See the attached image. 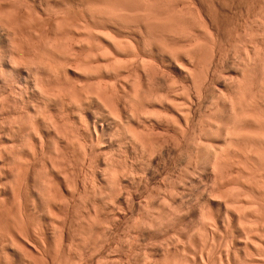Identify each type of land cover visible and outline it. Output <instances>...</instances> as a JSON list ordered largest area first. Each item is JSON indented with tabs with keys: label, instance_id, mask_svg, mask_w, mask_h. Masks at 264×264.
I'll return each mask as SVG.
<instances>
[{
	"label": "bare ground",
	"instance_id": "obj_1",
	"mask_svg": "<svg viewBox=\"0 0 264 264\" xmlns=\"http://www.w3.org/2000/svg\"><path fill=\"white\" fill-rule=\"evenodd\" d=\"M96 1L97 0H95V2ZM146 1L149 4L152 3H150L151 0ZM110 2L112 1L110 0ZM178 3L180 2L178 1ZM86 5L82 6H84V8L85 6L88 8L90 3H87ZM183 5H186V3ZM188 5L183 6L182 8L174 6L178 9H175L172 6L177 11L175 12L171 9V12H173V14L175 13L176 16H178L177 18H179V23L185 21L182 19H188V16L186 15L188 13V9H190V12H192V7H190V5L188 7ZM90 6H92V4ZM106 7L107 6H105V8ZM74 8H76V6ZM85 9H83V14L85 15V17L83 14H81L83 15L82 19H84V21L82 20L81 22L85 23H83L84 25H81V22L79 20L80 24L77 27L81 25V28H77L72 24V22L74 23V19L72 17H69V14L70 16H72V0H0V241L4 238H7V242H5L4 239V241L0 243L2 247L4 245L2 243H6L7 246H10V248H15L17 253L21 255L23 254L22 258H24V256L25 258H27L25 260L28 264H208V262L210 263V259L205 258L206 254L204 253V250L209 249L208 252L210 251L211 253H214V250L217 248V242L224 238L221 234H223V232L225 234L226 232L227 234L223 235L225 237L227 235V245L225 244L226 247H224L223 249L225 250L226 248L227 251V264H264V32L262 34L263 40L261 39L262 37L258 38L262 41H260L262 45L257 44V46L255 45L256 47H253L251 46V40V47L248 45L250 41L247 44L248 46L246 45L245 48L243 47V55H240L241 61L239 59V64L236 63L238 67L234 66L233 68L231 66L234 71L235 68H237L235 72L236 74L233 73L234 75H229V77H226V74L223 78V74H221L222 79L217 80L219 81V84L223 86V88H221L225 89V91L220 89V87L219 89H217V86L219 84H216V87L213 85L216 88L215 89L213 87L216 91L211 88V90H214L215 92L212 91L210 95L216 94L218 96H213V98L215 96L216 97L214 98V101L210 102V106L211 108H214L215 106L218 108H214L216 109V111H221L220 114L218 112L221 117L220 123L218 121H215L216 119L214 118V115H216V113L214 112L216 111H211L213 113L210 112V117H213L214 120L213 118L212 120H207L208 123L206 124L205 120V125L203 126V129L200 128L201 131L198 133V137L197 134H195L196 137L194 136L195 138H192L193 135L190 134V136V132L188 133L189 128L187 124L189 122V120L187 119L191 116L187 117L188 115L186 116L183 112H180L184 110H179L178 107L175 108V106H172V101L173 103H177L176 99L175 101L172 99L173 96L171 97L169 93L166 94V91H164L165 94H162V92L160 93V91H157V89H155L156 87H154V85L149 84V81H151L156 72L153 73V76L151 75L152 77L150 80H147L149 78L147 77L149 76L147 74V76L145 75L147 78H144V74H142L143 77L139 75V73L141 74V72L139 71V64L142 65L143 61L139 62V60L141 59H138L139 56H136L137 53H135L134 51L133 52L136 55L133 53V56L135 55L137 58H134L135 56L133 57L131 54L130 55L132 56V60L135 59L139 62L138 64L135 63V65L137 64L135 68H138L136 70H138L139 73H135L137 71L134 70L135 68H132V66H135L131 65L132 62L130 63L126 60L127 62H129L127 63L124 59V63L126 62V65L130 64L131 68L128 67L130 65L126 66L124 63H122L123 59L120 60L119 57H121L120 53H123L121 51L123 50V45L126 41L122 42L119 38L117 39V37H113L115 36L114 34L108 33L112 37L109 36L107 34L108 29L106 30L107 35H105L103 31L104 28H99L97 30L99 26H97L96 28V25L94 26L95 23L93 24L95 28H93L92 25L90 26L89 20L86 19V16H92V12L90 10H87L91 12L89 13L85 11ZM189 13L188 15L191 14ZM32 14H36L37 18ZM131 15L132 14H130V16ZM171 15L169 13V16ZM44 16L45 19L42 18ZM176 16L172 17L173 22H176ZM92 18L94 20L96 17L94 18V16H92ZM32 19H37V24L35 23L36 25L33 24L34 20ZM43 19L44 22H42ZM107 20L109 19L107 18ZM76 21L78 22V20ZM185 22L181 24L183 26L184 24L187 25L188 22ZM38 23H41L42 25ZM260 25L262 26L260 27L262 29L264 27V20L260 21ZM75 27L76 29H74ZM72 30L78 34V37L76 33H72ZM193 34L190 36V41H194L196 39L197 42L201 43L200 38H194ZM180 35H182V33ZM198 35H195V37ZM203 36L205 37V35ZM101 38L106 42L108 41L110 46L104 45ZM117 40L122 43L118 42ZM196 40L195 43L188 42L189 44H192L191 47L193 46L192 48L195 49V51H192L190 47L188 48L191 49V51L187 49V51L189 50L191 53L193 52V55H191V53L187 55L189 58L185 57V61L187 62L188 66H186L184 62L179 63L180 56L178 57L179 59L177 58V62L179 64H185L186 67L183 66V64L180 66H183L184 71H187L186 73L190 74V76L188 75V78H193L195 75L193 74L192 76L194 70L190 66H193L192 64L195 61L196 54L199 55L198 52L200 49L197 52L196 48L199 47V45H202V43L197 44ZM237 43L238 41L235 43V45H237ZM212 44H214V41ZM221 44L222 43H220V45ZM253 44H255L254 41ZM205 47L207 48V46ZM111 48L113 51L111 50ZM124 49H126V47ZM207 49L210 48L208 47ZM126 50L128 51V49ZM150 50L152 49L150 48ZM114 51L117 52L116 55H114ZM200 51L204 52L205 50L202 49ZM202 54L204 55V53ZM209 54L210 59L214 60V58H212L211 56V52ZM131 56L128 55L126 57ZM176 57L177 55L175 56V58ZM213 57H215L216 59V56H214V54ZM203 58H206L207 60V57H205V55ZM144 59H146V57ZM182 59L181 61H184ZM192 59H194V61H192ZM210 59L208 58V63H210ZM128 60L131 59L128 58ZM135 60H133L132 64H134ZM221 60H223V58ZM224 60L225 61L223 62H226V59ZM146 61L147 63L148 61L150 62V60ZM195 62H197V60ZM198 63L199 64L197 65L202 64L201 66H203V63ZM122 64L125 65L124 68H127L126 70L123 68ZM156 65L158 64L156 63ZM221 66L223 67V64ZM205 67L207 66L205 65ZM210 67L209 69H207L208 71L206 70L207 76L201 78L209 81L212 76L214 77L213 74H216L218 69L216 68V72L213 71L214 73L210 75ZM157 68L158 70L160 69L159 67ZM123 69L125 71H129V74L132 72L138 76L134 75L132 78V73L131 75L127 74V78L131 76L130 78H132L133 81L132 79H129L128 81L127 78V80L125 79L124 81L125 76L122 74L124 76L123 77L120 74L122 73V71L123 73L125 72ZM200 69L202 70V68ZM153 70L156 69L154 68ZM145 71L147 70L145 69L144 73ZM72 72L74 74L79 73V78L81 77L82 80L78 78L80 82L77 79L78 82L76 81V83L74 82V80L73 82L75 84H72L73 78L71 81L69 79ZM110 74H114L117 78L119 77V79H121L119 80V82L122 80L124 81L123 84L120 82L121 89L115 86V83L118 85V79H115L117 80L115 82H111L105 78L107 76L110 77ZM197 74L199 75V73L196 72L195 76H197ZM202 74L203 76L205 75V73ZM76 76L78 77V75ZM200 76L201 75L198 76L199 79H201ZM143 78L146 79L149 83H147L146 80V82L143 81ZM109 79L111 80V77ZM213 79L215 80V78ZM213 79L211 78L210 81H213ZM195 80L198 81H194L197 83H200L201 81H199L198 79ZM217 81L211 82V84L218 83ZM203 82L201 81V84L198 85H200V87L201 85L205 86L204 84H202ZM146 84H148L149 86ZM152 84L154 83L152 82ZM151 86H153L154 88H152ZM203 86L199 89H196L202 90ZM153 90H156V92ZM167 92H169V90ZM175 92L178 93V91ZM175 92L174 94H176ZM189 93L186 94V96L188 95V97H186L187 99H189V95L191 94ZM113 95L115 96L114 98L117 99H114ZM182 95L184 94L182 93ZM196 97L198 98V96ZM215 99H218V101ZM199 100L203 101L204 99L201 98ZM183 103L184 105L186 104L185 101H183ZM189 103L188 105H190ZM211 103L216 104H213V106ZM188 105L184 107H190ZM150 106L152 107L150 108ZM158 107L162 108V111L158 109ZM96 108L98 109V111ZM100 108H102V110H105V112L100 111ZM95 109L96 111H94L93 113V110ZM174 109H177L176 111L179 112V118H177L178 114L176 113V115L173 116ZM183 109L186 110V108ZM209 109H207V112L209 111ZM200 111H202V109ZM96 112L99 113L98 116V113L95 115ZM100 112L102 113L100 114ZM84 115L87 116L85 118H87L89 124L92 125H88L87 119H85L86 121L84 120ZM219 115H216V117ZM72 116H74V118L75 116L80 117V124L82 123L81 126L85 127L84 130H82L83 128L81 126L79 128H75L78 120L76 121L74 126V119H72ZM204 117H206V115ZM83 121H85V123L87 122V124L84 125ZM154 121L155 123L160 124V126H166L168 128H170L171 126L177 127L174 129V133L176 134V143H178L179 149L181 148L180 146L183 147L186 142L193 145L192 147H195V149H193L196 150V168H194L195 164L191 166L193 164V161L191 160L192 162L188 163L189 165L190 163H192L190 166L193 169H191V167L187 165L190 168L188 170L185 169L186 171L184 170L186 173L184 176V172L181 171L182 175H179V177L181 179V177L183 176L182 179L188 180L192 183V181L195 179L194 176L196 171L202 172L201 170L199 171V169L209 171L210 174H208L210 175V178L209 176H207L206 178L211 180L212 185L210 184L211 187H208V190L209 188H211L210 191L206 190L205 188V190L209 193L207 195V197H209V200H207L208 202L203 201V203L207 202L206 204H203L201 202L200 205L199 203L203 198L201 196H197L201 197L202 199L200 198V201L197 200L196 202L199 203H197L196 205H192L191 203H189V201L188 203H185L184 196L185 194H187V188H181L179 186L177 187V185L171 186L174 188L172 189L170 187L171 190L167 189L165 193L162 189L160 191H163V193L158 191L162 194L161 201L159 200L160 197L158 199V205L157 202H154L155 200H153L155 197L154 194L150 193L147 195L149 196V198L147 197L146 201L143 199V197L141 198L146 202V207L142 204V206L140 205L143 208V213L139 211V214H142L140 216L137 214V218H142V220H140L141 222L135 221V219L137 220V218L136 216H133V218L131 219L135 221L133 222L135 223V225L132 223L134 225L132 226L129 223L130 226L128 230L124 227L126 231L124 229L123 230L125 231L126 235L125 237L121 238V235L119 234V230L121 229L120 227H122L120 226V220H122L121 218L128 217V212L125 211V208L130 207L131 210V207L135 203V195L137 197V195L141 193L138 186V190L136 192L132 191L128 186L130 182L131 184L132 182H134L132 179H135V183L138 182L136 180V178L138 177L135 178V176H138L139 170H135L134 168L135 164L139 161L138 160L137 162H135L137 160L136 156L138 158L137 148L140 147L141 150H139L146 152L150 157L153 153H155L156 155V153L160 149L159 147L157 151L156 148L158 147H156L157 145H154L156 143H151V138H153L154 135L155 137L157 135L161 137L160 133H158V128H155L157 124L155 125ZM202 121L203 120H201L200 122ZM197 123H199V121ZM77 129L79 130L77 131ZM80 130L83 132H81ZM124 133L127 136H125ZM194 133L197 132L195 131ZM106 134H108L109 136L107 140L105 137ZM122 137H128V141L125 140V138L122 139ZM190 139L191 141L189 142ZM124 140L126 142H123ZM155 140L154 142H159ZM121 142H123L124 145H121ZM127 142H129L130 147H128L129 151L127 149L126 152V149L124 150L123 146H126L125 143L127 144ZM167 142L170 141L166 140L164 144H167ZM187 143L186 145L188 146ZM164 144L163 146H165ZM115 146H119L122 148L120 149L118 147L117 149ZM127 146L129 145L127 144ZM189 147L191 150V146H188V148ZM107 148H109V150L111 149L110 151L112 152H107ZM119 149L122 152H125L126 155L123 156H127V153H129V156H127L128 159L122 157V154L124 153H118L120 152ZM161 149H163L162 145ZM187 149V152L190 151L189 149ZM183 150H185V148ZM80 151L81 153H83V156H85V158L83 156L82 158L88 161H85V163L84 159H82L83 161L81 160V164H83L81 166L76 164V167L75 165L73 167L72 165L74 163H77L78 161L80 162V157L82 155ZM75 152L77 153L75 154ZM78 152L80 155L78 154ZM176 152L177 151H175V153ZM181 153H183L182 150ZM77 154V158L79 160L77 159L75 161V157ZM143 154L145 156V153ZM118 156H120L121 159L120 157L118 158ZM182 156H184V153L182 154ZM189 156L194 155L192 153V155L190 154ZM72 157H74L73 161ZM122 158H124L123 160L125 161H123ZM150 159L151 158H149V160ZM191 159L193 158L191 157ZM117 160H121L122 163L120 161L119 162L120 165H122L121 168H123L124 164V169H121L120 166H118L119 163ZM79 162L78 164H80ZM128 162H130V164H128ZM125 163L127 164V166L129 165L126 168ZM93 164L94 166L96 165V171H94ZM136 166L138 165L136 164ZM7 169L11 170L8 172ZM92 175L95 182H92V185H88L89 181L90 183L91 181H93L91 177L90 178L92 180H88L89 176ZM72 176L74 179L72 178ZM191 178L192 181H190ZM178 180L179 179L175 181L178 182L180 186H185L184 184L188 182L186 181L182 185V182L180 183V181ZM65 186L66 191L70 193V195H68L70 196L69 198L66 195V197L64 196L65 193H63V189ZM155 189L159 190L160 188L158 189L156 187ZM155 189L153 190L155 191ZM201 190L199 191V193L202 192L204 194H207V192H204L205 190L203 191V188ZM145 191L147 193V190ZM143 193L144 192L142 191L141 196H143ZM206 194L204 196H206ZM29 198L33 200H29ZM37 198L39 199V203L42 204L41 205L38 203V205L43 206L41 213L39 214L37 212L39 210L36 206V201L38 200ZM212 202H217L219 208H221L219 209L220 211L224 210L223 215H220V212H216L217 214H214L212 212ZM83 203L84 205L86 204V209L84 210L85 215H82L83 218H81L83 219L84 225L80 223L82 227L81 230L78 231L80 225L78 224L79 222L77 223V221L74 219V214H77L74 212V209L78 205L81 206L80 204ZM82 208L83 207L81 206V210H79V213L81 211L84 212ZM76 209L78 210V208ZM72 211L74 212L73 216ZM190 213H193V216L198 217L201 222L199 221L197 225L195 224L196 226H194L193 224L194 228L191 231L193 233L190 232L187 235V232H189L188 226H186L188 229L187 232H185V230L187 229L184 228L183 230V226H185L187 218H189L188 215H191ZM60 215H62L63 217L61 216L60 218ZM59 218L60 221H58ZM126 220L129 221L130 219ZM32 221H35L37 223L34 224ZM137 222H139V224H136ZM32 223L35 225V227H32ZM76 223L79 226H77V228H75L76 226L74 227V224ZM122 223L123 222H121V225ZM52 225L57 226V229L59 231L57 230L58 233L56 232V234H58V236L53 234L55 233V231H53L55 226L52 227ZM183 231L186 234H183ZM195 233H198L199 236L195 235ZM50 235L52 236V238L53 236H57V240L55 239V243H53L55 244V246H52L51 244ZM196 236L199 239H194V237ZM184 238H187L189 240L188 245L190 246L192 243L193 245H191L190 247L195 246V249L197 246L194 243L199 242L197 240L203 238L200 240L201 242L204 241V244H201L202 249L201 255L199 256V261H197L196 258L192 257L190 259V257L187 256L189 255L188 252H191L190 249L193 248L189 247V249L187 247L188 245L185 244L187 240H185ZM141 239H143L142 241H148L149 239H151V245L154 244V246H150V248L152 247V249H146L148 248V246L145 248L141 245L140 249L145 248V252H147L146 255L144 253V259L141 258L140 255L143 252L137 254L138 250L136 248V244L140 243ZM153 239L154 242L156 241V243L152 242ZM193 239L196 242L193 243ZM27 246L31 248L29 250H31L33 253L37 252L38 254L36 253L37 255H34L35 253L33 254L31 251H29ZM54 247L55 250L53 249ZM10 248H3V250H7L4 251V256L6 254L10 255L11 252L9 254L6 253L12 249ZM134 248H136V250ZM51 249L53 250V252L55 251L53 255ZM209 254L207 255V257H210ZM138 255L140 257H138ZM12 256L14 255L12 254ZM38 256L41 258H38ZM6 258L9 257L7 256ZM7 261L4 262L0 260V264H11V262L9 263ZM15 261L13 260V262Z\"/></svg>",
	"mask_w": 264,
	"mask_h": 264
},
{
	"label": "rangeland",
	"instance_id": "obj_2",
	"mask_svg": "<svg viewBox=\"0 0 264 264\" xmlns=\"http://www.w3.org/2000/svg\"><path fill=\"white\" fill-rule=\"evenodd\" d=\"M88 1H90V0H88ZM87 0L86 1H84V0H72V16H70V14H69V17H72L73 19V21H74V23H76L77 21L76 20H78V22L76 23V24H74L73 22H72V24L74 25V26H78L79 24H80V22L83 20L84 21V19H82V16L84 15L83 13H84V10L83 9H85V11H87V10H90L91 12H92V16H94V20H93V18H92V16H90V15H87L86 17V19H88L89 20V23H90V26L92 25V27L93 28H95L94 26L96 25V28H97V26H99L98 28H97V30L100 28V29H102V28H104L103 29V31H104V33H105V35H107L108 33H110V34H114L115 36H113V37H117V39L119 38L120 39V41H122V42H124V41H126L125 42V44L123 45V50L121 51V52H123L122 54L120 53V56L122 57H119L120 58V60L121 59H123L122 61V63H124V59H125V61L127 60V61H129L130 63L132 62L133 63V60H135V59H133L132 60V56H133V53L135 52V53H137V55L136 56H139V58L138 59H141V60H139V62H141V61H143L144 62V64H143V62H142V65L141 64H139L140 66H139V71L141 72V74L139 73V71L138 70H136V69H138V68H135L136 66H137V64L139 63L137 60H135V62H134V64H132L131 63V65H135V63H137L135 66H132V68L134 69V70H136L137 72H135V73H139V75H141L142 77H143V75L142 74H144V78H147V77H149L147 80H150L151 79V77L153 76V73L154 72H156L155 73V75H154V77L151 79V81H147L146 79H144L143 81H147V83H149L150 85H154V87H156L155 89H157V91H160V93L162 92V94L164 93V91H166L165 93L167 94V93H169L170 95H171V97H172V99L175 101V99H176V102L178 103H173V101H172V106H175V108L176 107H178L179 108V110H184V111H180L181 113L183 112L184 113V115H188L187 117H190V118H188L187 120H189V122L187 123L188 124V133H189V135L191 134V135H193L192 136V138H195L196 136H195V134H197V137H198V133L201 131V129L200 128H202L203 129V126L206 124V123H208V121L209 120H212V118L210 117V112L211 111H213L214 112V110L216 111V109H218L217 107H215L214 105L217 103L216 101V103L213 105L212 103V105L214 106V108H216V109H214L213 107V109L211 108V106H210V102H212V101H214V98L216 97V96H218V95H216V94H214V95H216L214 98H213V96L214 95H210V93H212V91H214L216 88V84H219V81H217L218 79L220 80V79H222L223 77H225V75H226V77H229V75L231 76V75H234V74H236L235 72H236V70H237V68H235V71L232 69V67L234 68V66L236 67H238V65L237 64H239V59H240V61H241V54L243 55V50H244V48L246 47V45L249 43V41H250V43L248 44L249 46H250V44H251V40H252V45L251 46H257V44H259V45H262V41L260 40V39H258V38H260V37H262L261 39L263 40V32H264V27L261 29L260 27H262L261 25H260V21H263L264 20V0H178L180 3H178V1H176V0H151L150 1V3L151 4H153V5H151V4H149V3H147V1L146 0H120L121 1V3H120V1H117V0H111L112 2H110V0L108 1V0H97L96 2H95V0L93 1V0H91L90 2H88ZM99 1V2H98ZM101 1V2H100ZM145 3H144V2ZM153 1H154V3H153ZM157 3H156V2ZM170 1H172V2H170ZM182 1H184V2H182ZM190 1V2H189ZM247 1H248V3H247ZM79 2V3H78ZM82 2V3H81ZM85 2H87L88 4L90 3V5L92 4V6H88V8H90V9H88L86 6V4L87 3H85ZM95 2V3H94ZM98 2V3H97ZM118 2V3H117ZM133 2V3H132ZM141 2V3H140ZM166 2V3H165ZM192 2V3H191ZM239 2V3H238ZM100 3V4H99ZM115 3V4H114ZM136 3V4H135ZM142 3H144V4H142ZM147 3V4H146ZM174 3V4H173ZM182 3V4H181ZM186 3V5H190V7H192L191 8V11L192 12H190V9H188V13L192 16H190V15H188V13L186 14L187 16H188V21L186 20V15H185V19H182V20H185L186 22H188V24L187 25H185L184 24V26L181 24V23H184L185 21H183V22H181V23H179V18H177L178 16H176V14L174 13L173 14V12H171L172 10H174L175 12L177 11V10H175V9H178L179 7H183V6H186V5H183V4H185ZM230 3V4H229ZM80 4V5H79ZM113 4V5H112ZM172 4V5H171ZM243 6H242V5ZM82 5H86L85 6V8H84V6H82ZM138 5V6H137ZM148 5V6H147ZM152 7H150V6ZM169 5H170V7H169ZM183 5V6H182ZM189 5H188V7H189ZM196 5V6H195ZM230 5V6H229ZM259 5V6H258ZM263 5V6H262ZM76 6V8H74ZM80 6V7H79ZM99 6V7H98ZM105 6H109L108 8L106 7L105 8ZM115 6V7H114ZM117 6V7H116ZM119 6V7H118ZM174 6H178V8L177 7H173ZM83 9H82V8ZM113 7V8H112ZM144 7V8H143ZM148 7V8H147ZM162 7V8H161ZM165 7V8H164ZM169 7V8H168ZM232 7V8H231ZM246 7V8H245ZM96 8V9H95ZM98 8V9H97ZM146 8V9H145ZM150 8V9H149ZM155 8V9H154ZM237 8V9H236ZM81 9V10H80ZM100 9V10H99ZM102 9V10H101ZM113 9V10H112ZM132 9V10H131ZM172 9V10H171ZM198 9V10H197ZM208 9V10H207ZM229 9V10H228ZM246 9V10H245ZM259 9V10H258ZM263 9V10H262ZM79 10V11H78ZM95 10V11H94ZM112 10V11H111ZM126 10V11H125ZM142 12H141V11ZM150 10H151V12H150ZM167 10V11H166ZM200 10V11H199ZM76 11V12H75ZM90 11H87V12H89V13H91ZM98 11V12H97ZM106 13V15H105V13ZM114 11V12H113ZM120 11V12H119ZM133 11V12H132ZM214 11V12H213ZM217 11V12H216ZM220 11V12H219ZM249 11V12H248ZM95 12V13H94ZM113 12V13H112ZM116 12V13H115ZM119 12V13H118ZM126 12H129V13H126ZM141 12V13H140ZM156 12V13H155ZM170 13V15L171 16H169V13ZM260 12V13H259ZM75 13H77L78 14V16H77V14H75ZM116 15H115V14ZM143 13V14H142ZM146 13V14H145ZM147 13H149V14H147ZM151 13V14H150ZM165 13V14H164ZM194 13V14H193ZM212 13V14H211ZM81 14H83V15H81ZM95 14V15H94ZM99 14H102V15H99ZM119 14V15H118ZM130 14H132L131 16H130ZM200 14V15H199ZM202 14V15H201ZM227 14V15H226ZM250 14V15H249ZM261 14V15H260ZM33 16H36V14L34 15V14H32ZM75 15V16H74ZM99 15V16H98ZM107 15H109V16H107ZM112 15H113V17H112ZM127 15V16H126ZM135 15V16H134ZM197 15V16H196ZM215 15V16H214ZM229 15V16H228ZM32 16V17H33ZM90 16V17H89ZM104 16V17H103ZM111 16V17H110ZM119 16V17H118ZM125 16V17H124ZM129 16V17H128ZM135 18H134V17ZM164 16V17H163ZM173 16H176V18H177V20H176V22L174 21H172V17ZM190 16V17H189ZM223 16V17H222ZM227 16V17H226ZM84 17H85V15H84ZM100 17H102V18H100ZM109 19V20H107V18ZM111 19H110V18ZM202 17V18H201ZM209 17V18H208ZM36 18H37V16H36ZM42 18H44L45 19V16L44 17H42ZM79 18V19H78ZM81 18V19H80ZM90 18V19H89ZM92 18V19H91ZM139 18V19H138ZM262 18V19H261ZM35 19V18H34ZM34 19H32V20H34ZM44 19L42 20V22H44ZM127 19V20H126ZM129 19V20H128ZM161 19V20H160ZM168 19V20H167ZM197 19V20H196ZM200 19V20H199ZM248 19V20H247ZM79 20H80V22H79ZM99 20V21H98ZM134 20V21H133ZM139 20V21H138ZM166 20V21H165ZM191 20H192V22H191ZM196 20V21H195ZM215 20V21H214ZM258 20V21H257ZM35 21V22H34ZM33 21V24H35L36 23V21H37V19L36 20H34ZM38 21H39V19H38ZM41 21V20H40ZM93 21H95V22H93ZM101 21V22H100ZM106 21V22H105ZM119 21V22H118ZM129 21V22H128ZM132 21V22H131ZM195 21V22H194ZM206 21V22H205ZM217 21V22H216ZM249 23H248V22ZM252 21V22H251ZM115 22V23H114ZM117 22V23H116ZM140 22V23H139ZM162 22V23H161ZM185 22V23H186ZM190 22V23H189ZM200 22V23H199ZM202 22H203V24H202ZM213 22V23H212ZM232 22H233V24H232ZM243 22V23H242ZM45 23H46V21H45ZM83 23H85V22H81V25H84ZM95 23V24H94ZM101 23V24H100ZM108 23V24H107ZM165 23V24H164ZM246 23V24H245ZM37 24V23H36ZM35 24V25H36ZM38 24H41V23H38ZM93 24H94V26H93ZM99 24V25H98ZM164 26H163V25ZM179 24H181V25H179ZM195 26H194V25ZM198 24V25H197ZM239 24V25H238ZM242 24V25H241ZM253 24V25H252ZM42 25V24H41ZM43 25H45V24H43ZM81 25L79 26L80 28H81ZM100 25H101V27H100ZM115 25V26H114ZM172 25V26H171ZM175 25V26H174ZM205 25V26H204ZM158 26V27H157ZM174 26V27H173ZM199 26V27H198ZM204 26V27H203ZM243 26V27H242ZM252 28H251V27ZM76 27L74 28V29H76ZM79 27H77V28H79ZM130 27V28H129ZM182 27V28H181ZM207 27V28H206ZM210 27V28H209ZM228 27V28H227ZM133 28V29H132ZM172 28V29H171ZM173 28H175V29H173ZM204 28V29H203ZM108 29V30H107ZM148 29V30H147ZM160 29V30H159ZM196 29V30H195ZM202 29V30H201ZM209 29V30H208ZM242 29V30H241ZM258 29V30H257ZM106 30H107V34H106ZM126 30V31H125ZM141 30V31H140ZM151 30V31H150ZM173 30V31H172ZM204 30V31H203ZM211 30V31H210ZM222 30V31H221ZM262 30V31H261ZM73 31V30H72ZM101 31V30H100ZM102 31V32H103ZM123 31V32H122ZM147 31V32H146ZM151 33H149V32ZM206 31V32H205ZM211 33H209V32ZM216 31V32H215ZM231 31V32H230ZM115 32V33H114ZM129 32V33H128ZM190 32H191V34H190ZM196 34H195V33ZM200 32V33H199ZM260 32V33H259ZM262 32V33H261ZM72 33H76V32H72ZM150 34V35H148V34ZM159 33V34H158ZM163 33V34H162ZM169 33V34H168ZM173 33V34H172ZM176 33V34H175ZM182 33V35H180ZM184 33H186V34H184ZM194 33V34H193ZM239 33V34H238ZM250 33V34H249ZM256 33V34H255ZM154 34V35H153ZM172 34V35H171ZM194 35V38H197L198 39V37L200 38V42L202 43V45L201 46H207V48L209 47L210 49H207L206 47L204 48V47H201L200 45H199V47H197L196 48V51L198 52V50L200 49V50H205L204 52L202 51H200L199 50V52H198V54L200 55H203L202 53H204V55H205V57H207V60H208V58L210 59V52H211V56H212V58H214V60L213 59H210V63H208L209 61H207L206 60V58H203L204 57V55L203 56H201L200 55V57H199V55H197L196 53V57H197V59H196V57H195V55H194V57H195V61L197 60V62H195L194 61V59H192V61H194L193 62V66H190L194 71H193V73H192V76H193V74H195L196 75V72L197 73H199V75H201L200 76V78L201 77H206L207 75V72H206V70L207 69H209V67H210V75H212L214 72L213 71H215L216 72V70H217V73L216 74H213L214 75V77L212 76L211 78L213 79V78H215V80L213 79V81H210L211 80V78L209 79V81L208 80H205L204 78H201V79H199V75L197 74V76H195L194 75V77L192 78V77H189L188 78V75L190 76V74H187L185 71H184V67L183 66H185V64H186V66H188L187 65V62L185 61V57H188L187 55L188 54H190L191 52V49H192V51L194 50L195 51V49H193L192 47H191V45L192 44H189L188 42H190V43H195V40H194V38H193V40L194 41H190V36L191 35ZM199 34V35H198ZM201 34H202V36H201ZM214 34V35H213ZM216 34V35H215ZM242 34V35H241ZM246 34V35H245ZM252 34V35H251ZM259 34V35H258ZM262 36H261V35ZM76 35H77V37H78V34L76 33ZM109 35V34H108ZM154 37H153V36ZM184 35V36H183ZM195 35H198V36H196L195 37ZM203 35H205V37L203 36ZM209 36V37H207V36ZM240 35V36H239ZM258 35V36H257ZM109 36H111V35H109ZM165 36H167V37H165ZM175 36V37H174ZM189 36V37H188ZM201 36V37H200ZM235 36V37H234ZM249 36H251V37H249ZM253 36V37H252ZM75 37V36H74ZM112 37V36H111ZM125 37V38H124ZM154 39H153V38ZM160 37H161V39H160ZM193 37V36H192ZM191 37V38H192ZM230 37V38H229ZM0 38H1V36H0ZM76 38V37H75ZM121 38H122V40H121ZM187 40H186V39ZM202 38V39H201ZM212 38H213V40H212ZM238 38V39H237ZM247 38V39H246ZM249 38V39H248ZM102 39V38H101ZM126 39V40H125ZM169 39V40H168ZM215 39V40H214ZM232 39V40H231ZM237 39V40H236ZM240 39V40H239ZM243 39H244V41H243ZM103 40V44L104 45H109V43H108V41L106 42L104 39H102ZM165 40V41H164ZM174 40V41H173ZM257 42H256V41ZM118 42H120L119 40H117ZM149 41V42H148ZM173 41V42H172ZM187 41V42H186ZM203 41V42H202ZM206 41V42H205ZM212 41V42H211ZM213 41H214V44H212L213 43ZM224 41V42H223ZM238 41V43H237V45H235V43ZM248 41V42H247ZM253 41H254V43L255 44H253ZM260 43H259V42ZM105 42V43H104ZM122 42H120V43H122ZM127 42H129V43H127ZM196 42H197V40H196ZM210 42V43H209ZM246 42V43H245ZM147 43V44H146ZM171 43V44H170ZM199 42H197V44H198ZM201 43H199V44H201ZM205 43H206V45H205ZM220 43H222L221 45H220ZM225 43V44H224ZM133 44V45H132ZM165 44V45H164ZM170 44V45H169ZM208 44H209V46H208ZM211 44V45H210ZM216 44V45H215ZM231 44V45H230ZM242 47H240L239 45ZM122 45V44H121ZM125 45H129V46H125ZM185 45V46H184ZM189 45V46H188ZM194 45V44H193ZM214 47H213V46ZM247 45V46H248ZM110 46V45H109ZM109 46H107V47H109ZM131 46V47H130ZM211 46V47H210ZM222 46V47H221ZM232 46V47H231ZM236 46H238V47H236ZM250 46V47H251ZM255 46V47H256ZM126 47V49H128V51L126 50V49H124ZM129 47V48H128ZM145 47V48H144ZM184 47V48H183ZM188 47H190L191 49H189ZM196 47V46H195ZM227 47V48H226ZM240 47V48H239ZM244 47V48H243ZM133 48V49H132ZM142 48V49H141ZM150 48L152 49V50H150ZM167 48V49H166ZM181 48V49H180ZM202 48V49H201ZM214 49V50H212V49ZM234 48V49H233ZM132 49V50H131ZM173 49V50H172ZM187 49H189L188 51H187ZM226 49V50H225ZM111 50H112V48H111ZM146 50V51H145ZM159 50V51H158ZM206 50H207V52H206ZM212 50V51H211ZM223 50H224V52H223ZM228 50V51H227ZM113 51V50H112ZM134 51V52H133ZM138 51V52H137ZM162 51V52H161ZM174 51V52H173ZM186 51H187V53H186ZM209 51V52H208ZM227 51V52H226ZM237 51V52H236ZM240 51V52H239ZM126 54H125V53ZM130 52H132V53H130ZM151 52V53H150ZM189 52V53H188ZM213 52V53H212ZM233 54H232V53ZM235 52V53H234ZM114 55H116V51H114ZM127 53H128V55L129 56H131V57H126V56H128L127 55ZM143 53V54H142ZM184 53V54H183ZM193 53V52H192ZM191 53V55H193ZM207 53H208V56H207ZM218 53V54H217ZM224 54V55H222V54ZM226 53V54H225ZM227 53H228V55H227ZM237 53V54H236ZM131 54V55H130ZM140 54V55H139ZM144 54H146V55H144ZM172 54H174V55H172ZM213 54H214V56H216V59H215V57H213ZM216 54V55H215ZM239 54V55H238ZM134 55V56H135ZM143 55V56H142ZM148 55V56H147ZM154 55V56H153ZM177 55V57L175 58V56ZM239 57H238V56ZM124 56V57H123ZM133 56V57H134ZM134 57V58H137V57ZM180 56V57H179ZM228 56V57H227ZM115 57H118V56H115ZM140 57H142V58H140ZM146 57V59H144ZM151 57V58H150ZM180 59H179V58ZM194 57H192V58H194ZM202 57V58H201ZM225 57V58H224ZM237 57V58H236ZM128 58H130L131 60H128ZM154 58H155V60H154ZM179 59V63L180 62H184L185 64H183V66L181 67L180 65H182V64H179L177 61H178V59ZM183 58V59H182ZM189 58V57H188ZM199 58H201L202 59V61H201V59H199ZM223 58V60H221V59ZM229 58H230V60H229ZM154 61H153V60ZM181 59L182 60H184V61H181ZM205 59V60H204ZM224 59H226V62H223V61H225ZM231 59H232V61H231ZM146 60H150V62L148 61V63H147V61ZM163 60V61H162ZM173 60V61H172ZM216 60V61H215ZM126 61V62H127ZM156 61V62H155ZM176 61V62H175ZM221 61V62H220ZM125 62V63H126ZM129 62H127V63H129ZM145 62H146V66H145ZM198 62H201V63H203V66H201L202 64H200V65H197V64H199ZM213 62V63H212ZM216 62V63H215ZM218 62H220V63H218ZM231 62V63H230ZM234 62V63H233ZM124 63V64H125ZM150 63H151V65H150ZM153 63V64H152ZM156 63L158 64V65H156ZM175 63H177V64H175ZM212 63V64H211ZM237 63V64H236ZM156 66H155V65ZM163 64V65H162ZM219 64H220V67H219ZM223 64V67L221 66ZM123 65V64H122ZM126 65V64H125ZM125 65H123V68L125 67ZM128 65H130V64H128ZM128 65H126V66H128ZM131 65L130 66H128V67H130L131 68ZM150 65V66H149ZM161 65V66H160ZM178 65H179V68H178ZM194 65H196V66H194ZM205 65L207 66V67H205ZM210 65V66H209ZM150 68H149V67ZM185 66V67H186ZM209 66V67H208ZM216 66V67H215ZM228 66V67H227ZM229 66H230V68H229ZM232 66V67H231ZM141 67V68H140ZM145 67V68H144ZM157 67H159L160 69L158 70V68ZM162 67V68H161ZM195 67V68H194ZM142 68H143V70H142ZM148 68H149V70H148ZM156 69V70H153V69ZM200 68H202V70L200 69ZM215 68V69H214ZM217 68V69H216ZM226 68V69H225ZM125 69V68H124ZM123 69V70H124ZM127 69V68H126ZM125 69V70H126ZM129 69V68H128ZM141 69V70H140ZM147 70V71H145V73H144V70ZM182 69V70H181ZM205 71H204V70ZM231 69V70H230ZM76 70V69H75ZM124 70V71H125ZM133 70V71H134ZM150 70H151V72H152V70H153V72H152V74H151V72H150ZM186 70V69H185ZM221 70V71H220ZM230 70V71H229ZM233 70V71H232ZM122 71V70H121ZM132 71V70H131ZM130 71V72H131ZM196 71V72H195ZM199 71V72H198ZM201 71V72H200ZM202 71H204V72H202ZM208 71V70H207ZM224 71H225V74H224ZM218 72H220V73H218ZM222 72V73H221ZM116 73H118V72H116ZM132 73V72H131ZM131 73L129 74V71H125L124 73H123V71H122V73H120L123 77H124V81H125V79L127 78V74H129V75H131ZM150 73V74H149ZM202 73H205V75L203 76V74ZM234 73V74H233ZM149 75V76H147V75ZM221 74H223L222 75V78H221ZM76 75H78V77L76 76ZM111 75V74H110ZM109 75V76H110ZM134 75H136V74H134V73H132V78H133V76ZM147 77H146V76ZM152 75V76H151ZM157 75V76H156ZM187 75V76H186ZM216 75V76H215ZM219 75V76H218ZM107 76V75H106ZM117 76H118V74H117ZM130 76V77H131ZM136 76H138V75H136ZM141 76H139V77H141ZM111 77V80L109 79ZM110 77H105L106 79H108V81H111V82H115V81H117V80H115V79H118V85L115 83V86H117V88H119V89H121L120 88V85H121V83L123 84L124 83V81L122 80V81H120L119 82V80H121V79H119V77L117 78L114 74L113 75H111ZM112 77H113V79H112ZM123 77H120V78H123ZM127 78L128 79V81H129V79H132V78ZM196 77H198V78H196ZM72 78H73V80H72ZM75 78V79H74ZM79 73L77 74V73H73L72 72V74L70 75V81L72 80V82L74 81V82H78V80L80 79V80H82V78L80 77L79 79ZM135 78V77H134ZM193 79V81H192V79ZM78 79V80H77ZM105 79V80H106ZM126 79V80H127ZM170 79V80H169ZM188 79V80H187ZM195 79H198L199 81L201 80L203 83L202 84H204L205 86H203V85H201V87L203 86V88H202V90L200 89V90H198L199 88H201L200 87V85H198V84H201V81H200V83H197L198 81L197 80H195ZM203 79V80H202ZM80 80H79V82H80ZM113 80V81H112ZM142 80V79H141ZM153 80V81H152ZM107 81V82H108ZM132 81H133V79H132ZM145 81V82H146ZM157 82V84H156V82ZM194 81H197V82H194ZM207 81V82H206ZM218 82V83H215V84H211V82ZM68 82H69V80H68ZM71 82V83H72ZM72 83V84H75V83ZM76 82V83H77ZM127 82V81H126ZM152 82L154 83V84H152ZM172 82V83H171ZM120 83V84H119ZM129 83V82H128ZM132 83V82H131ZM178 83V84H177ZM193 83H194V85L196 86H194L193 85ZM205 83H208V84H205ZM209 83H210V85H209ZM220 83H221V81H220ZM173 84H174V86H173ZM177 84V85H176ZM146 85H148V84H146ZM166 85V86H165ZM183 85V86H182ZM209 85V86H208ZM215 87H214V86ZM149 86V85H148ZM178 86V87H177ZM208 86V87H207ZM212 86V87H211ZM152 88H154L153 86H151ZM215 89H214V88ZM218 88L217 89H219V87H220V89H222L223 88V86H221V84H219L218 86H217ZM222 87V88H221ZM151 88V89H152ZM171 88V89H170ZM196 88H198V89H196ZM211 88H213L214 90H211ZM167 89V90H166ZM187 89H188V91L191 93H189L188 91H187ZM210 89V90H209ZM169 90V92H167ZM172 92H171V91ZM185 90V91H184ZM222 90H224L225 91V89H222ZM153 91H155L156 92V90H153ZM175 91H178V93L177 92H175ZM197 93H196V92ZM198 91H200V92H198ZM209 91V92H208ZM216 91V90H215ZM214 91V92H215ZM174 92L176 93V94H174ZM181 94H180V93ZM185 92H187V93H189L190 95H189V99H187L186 97H188V95L186 96V94L187 93H185ZM201 92H202V94H201ZM206 92V93H205ZM164 93V94H165ZM174 94V95H172V94ZM182 93L184 94V95H182ZM199 93V94H198ZM209 93V94H208ZM193 94V95H192ZM198 94V95H197ZM177 95V96H176ZM200 95H201V97H200ZM208 95H210V96H208ZM179 96H181V97H183V96H185V97H183V98H181V97H179ZM196 96H198V98L199 99H204L203 101L202 100H199ZM115 96L113 95V98H114ZM210 97H211V99H210ZM112 98V99H113ZM185 98V99H184ZM191 98V99H190ZM193 98V99H192ZM114 99H117V98H114ZM171 99V100H172ZM184 99V100H183ZM179 100V101H178ZM207 100V101H206ZM215 100H217L218 101V99H215ZM183 101H185L186 102V104L184 105V103H183ZM195 101V102H194ZM180 102H181V105H180ZM190 102V103H189ZM199 102V103H198ZM201 102H203V103H201ZM206 102V103H205ZM183 103V104H182ZM188 103L190 104V105H188ZM192 103V104H191ZM208 103V104H207ZM148 104V103H147ZM149 105H150V103H149ZM180 105V106H179ZM190 106V107H188V108H190V109H188L187 107H184V106ZM200 105V106H199ZM205 105V106H204ZM160 106V105H159ZM181 106H183V107H181ZM194 106V107H193ZM199 106V107H198ZM204 106V107H203ZM208 106V107H207ZM152 106H150V108H151ZM162 107V106H161ZM180 107H181V109H180ZM196 107V108H195ZM201 107V108H200ZM203 107V108H202ZM174 108V107H173ZM177 108V109H178ZM183 108H186V110L185 109H183ZM210 108V109H209ZM97 109V108H96ZM96 109L95 110H93V113H94V111H96ZM157 109V108H156ZM158 109H160L161 111H162V108H159L158 107ZM157 109V110H158ZM177 109H174V113H173V116L174 115H176V114H178L177 115V118H179L180 116H179V112L178 111H176ZM187 109H188V111H187ZM202 109V111H200ZM207 109H209V111L207 112ZM212 109V110H211ZM193 110V111H192ZM196 110V111H195ZM97 111H98V109H97ZM100 111H104L105 112V110H102V108H100ZM190 112V113H189ZM213 112H211V113H213ZM218 112H219V114H220V110H218V111H216V112H214V113H216V115H219L218 114ZM98 112H96L95 113V115L97 114ZM102 112H100V114H101ZM176 113V114H175ZM187 113V114H186ZM192 113V114H191ZM104 114V113H103ZM105 114H107V113H105ZM203 114V115H202ZM99 115V113L97 114V116ZM183 115V114H182ZM195 115H197V116H195ZM200 115H201V117H200ZM206 115V117H204ZM216 115H214V118L216 119L215 121L217 122H219L220 123V115L219 116H217L216 117ZM85 117H87L86 115H84V120L85 119H87V118H85ZM181 117H184V116H181ZM83 118V117H82ZM200 120H199V119ZM204 118V119H203ZM207 118V119H206ZM210 118V119H209ZM214 118H213V120H214ZM72 119H74V126H75V123H76V121H77V123H76V126H75V128L76 127H80L81 125H82V123L80 124V117L78 116H75V118H74V116H72ZM185 119V118H184ZM183 120V119H182ZM191 120V121H190ZM196 122H195V121ZM201 120H203L202 122H200ZM205 120H206V122H205ZM208 120V121H207ZM86 121V120H85ZM85 121H83L84 123V125L85 124H87V122H88V119H87V122L85 123ZM93 121V120H92ZM199 121V123H197ZM82 122V121H81ZM204 122H205V124H204ZM194 123V124H193ZM201 123V124H200ZM78 124H79V126H78ZM154 124L156 125L155 126V128L157 127L158 129V133H160V135H161V137L159 136V135H157L156 137H155V135L153 136V138H151L152 140V144H154V143H156V144H154L156 147H158V148H156L155 146V148H156V150L157 149H159V147H160V149H159V151L156 153V155H155V153H153V154H151V157L146 153V152H143V151H140L141 150V148L139 147V148H137L138 149V158H137V156H136V161L135 162H137L138 160V162L136 163L138 166H136V164H135V166H134V168H135V170L137 169V170H139L138 171V176H135V178L136 177H138V178H136V180L138 181V182H136L135 183V179H132L134 182H132V184H134V185H132L131 184V182L129 183V185H128V183H127V185L130 187V189L132 190V191H134V192H136L137 190H138V188H139V190H140V194L139 195H137V197H136V195H135V203L133 204V206L131 207V210H132V214H131V210H130V207H128V208H125V211H127L128 212V217L127 218H121L122 220H120V226H122V227H120L121 229H122V231H121V229L119 230L120 232H119V234L121 235V238L122 237H125V231H126V229L128 230V228H129V226L130 225H132V226H134L135 225V223H133V222H135V221H139V222H141L140 220H142V218L140 217V218H137L138 217V215L140 216L142 213H143V208L141 207L142 205L143 206H145L146 205V198L148 197L149 198V196H147L148 194H150V193H153L154 194V199L153 200H155L154 202H157V205H158V203H159V200L161 201V193H163V191H164V193H165V191L168 189H170V187L171 186H176L177 185V187L179 186V187H183V188H187L186 189V193L187 194H185V198H184V201H185V203H188V201H189V203H191L192 205L194 204V205H196L197 203H199V202H196L197 200L198 201H200V198L202 199L201 201H200V205H201V202L203 203V201H207V200H209L208 198L209 197H207V195L209 194L206 190H208V187H211V185H212V183H211V180L210 179H207L206 177L207 176H209V178H210V172L209 171H207V170H204V169H199V171L201 170L202 172H198V171H196L195 172V179L192 181V178H191V180L190 181H192V183L191 182H189L188 180H185V179H182L183 178V176L186 174L185 173V169H189L191 166H193L194 164V168H196V162L195 161H197L196 160V158H195V151L196 150H194L195 149V147H192L193 145H191L190 143V145L188 144V146H191V150H190V147L188 148V146L186 145V143L183 145V147L185 148V150H183L184 148L182 147V146H180L181 148V150L183 151V153H184V156H182V154L183 153H181V150L179 149V147H178V143H176L177 141H176V134L174 133L175 132V128H177V127H174V126H171L170 128H172V129H170V128H168V127H164V126H160V124H158V123H155V121H154ZM193 124V125H192ZM197 124H199V125H197ZM203 124V125H202ZM88 125L90 126V125H92V124H89V122H88ZM158 125H159V127H158ZM191 125V126H190ZM202 125V126H201ZM87 126V125H86ZM197 126V127H196ZM82 127V126H81ZM174 127V128H173ZM195 129H194V128ZM83 128V129H82ZM81 129L82 130H84L85 129V127H82ZM91 128H92V126H91ZM164 129H166V130H164ZM168 129H170V130H168ZM194 131H193V130ZM200 129V130H199ZM79 129H77V131H78ZM198 130V131H197ZM81 131V130H80ZM197 132V133H194V132ZM81 132H83V131H81ZM163 132V133H162ZM157 133V132H156ZM157 133V134H158ZM163 134V135H162ZM168 134H170V135H168ZM124 135L125 136H127L125 133H124ZM123 135V136H124ZM190 135V136H191ZM175 136V137H174ZM195 136V137H194ZM106 140H107V138L109 137L108 136V134H106ZM125 138V140H127L128 139V137L126 138V137H124ZM123 137H122V139H124ZM150 138V137H149ZM159 138H160V140H159ZM172 138V139H171ZM173 138H174V141H173ZM191 138V137H190ZM191 138V139H192ZM155 141H159V142H154V140ZM191 139L189 140V142L191 141ZM123 141V142H126V141ZM165 140V141H164ZM166 140L167 141H170V142H172V143H170V142H167V144L165 143L164 144V142H166ZM128 141V140H127ZM123 142H121V145H124V143ZM129 142H130V139H129ZM129 142H127V144L129 145V146H127V144L125 143V145L127 146V148H126V146H123V149L127 152V149H128V151H129V148L128 147H130V144H129ZM163 142V143H162ZM123 143V144H122ZM150 143V144H151ZM159 143V144H158ZM162 143V144H161ZM162 145V148L163 149H161V145ZM163 144L165 145V146H163ZM177 144V145H176ZM159 145V146H158ZM167 145H169V146H167ZM176 145V146H175ZM117 149H118V147L119 146H115ZM174 147H175V149H174ZM178 147V148H177ZM120 149L122 148V147H119ZM189 149L190 151H186V149ZM194 148V149H193ZM119 149V150H120ZM140 149V150H139ZM173 151H172V150ZM177 149V150H176ZM187 149V150H188ZM106 150H108L107 152H112V151H110L109 150V148H107ZM161 150H163V151H161ZM166 150V151H165ZM193 150V151H192ZM27 151V150H26ZM25 151V152H26ZM140 151V152H139ZM169 151V152H168ZM172 151V152H171ZM175 151H177L176 153L178 154H176L175 153ZM191 151H192V153H193V155L194 156H189L190 154L192 155V153H191ZM106 152V151H105ZM104 152V153H105ZM122 151L120 150V152H118L119 154L121 153ZM141 152H143V153H145V156L147 157H145L144 156V154L143 153H141ZM77 152H75V154H76ZM80 153H81V151H80ZM122 153H124V154H122V157H124V158H126V159H128V157L127 156H129V153H127L128 155L127 156H123V155H126L125 154V152H122ZM179 153H181V154H179ZM187 155H186V154ZM75 154H73V155H75ZM78 154H79V152H78ZM78 154L76 155V159H75V161L78 159L77 158V156H78ZM82 155H81V159H80V164H78V162L77 163H72L73 165V167H74V165H75V167H76V164L77 165H79V166H81L82 164H81V162L83 161L82 159H84L85 158V156H83V153H81ZM159 154V155H158ZM175 154V155H174ZM80 155V154H79ZM154 157H153V156ZM82 156L84 157V158H82ZM100 156V155H99ZM180 156V157H179ZM120 156H118V158H119ZM154 159H153V158ZM182 157V158H181ZM185 157V158H184ZM188 157V158H187ZM189 157H190V159H189ZM191 157L193 158V159H191ZM118 158H116V159H118ZM124 158H122V160L124 159ZM141 158H143V159H141ZM149 158H151L150 160H149ZM73 159H74V157H72V161H73ZM120 159H121V157H120ZM148 159V160H147ZM178 159V160H177ZM79 160V159H78ZM82 160V161H81ZM151 160H152V162H151ZM193 162H192V161ZM86 161V159H84V162ZM88 161V160H87ZM86 161V162H87ZM118 161V160H117ZM120 162H121V160H119ZM118 161V166H120V168L122 167V165H120V162ZM123 161H125V160H123ZM128 161V160H127ZM145 161V162H144ZM85 162V163H86ZM148 162V163H147ZM188 162H192V163H190V165H189V163ZM122 163V162H121ZM143 163V164H142ZM145 163V164H144ZM150 163V164H149ZM128 164H130V162H128ZM156 164V165H155ZM177 164V165H176ZM115 165H117V164H115ZM142 165V166H141ZM154 165V166H153ZM187 165H189L190 167H188ZM12 166V165H11ZM10 166V167H11ZM93 166H94V164H93ZM129 166V165H128ZM127 166V164L125 163V168L126 167H128ZM144 166H146V167H144ZM179 166V167H178ZM9 167V168H10ZM8 168V167H7ZM11 168H13V167H11ZM144 168V169H143ZM145 168H146V170H145ZM148 168V169H147ZM182 168H184V169H182ZM14 169V168H13ZM12 169V170H13ZM77 169H78V166H77ZM96 169V165L94 166V171H96L95 170ZM121 169H124V164H123V168H121ZM154 169V170H153ZM191 169H193L192 167H191ZM11 170V169H10ZM9 169H7V171L9 172L10 171ZM151 170V171H150ZM174 170V171H173ZM185 170V171H184ZM181 171L182 172H184V174H183V176L181 177V179H180V177H179V175H182L181 174ZM79 172H81V171H79ZM140 172H141V174H140ZM148 172V173H147ZM164 172V173H163ZM143 173V174H142ZM162 175H161V174ZM177 173V174H176ZM197 173V174H196ZM209 173V174H208ZM157 174V175H156ZM73 175V174H72ZM136 175H137V173H136ZM140 175V176H139ZM142 175V176H141ZM201 175V176H200ZM203 175V176H202ZM206 175V176H205ZM144 176H145V178H144ZM154 176V177H153ZM169 176V177H168ZM179 178H178V177ZM200 176V177H199ZM93 179V175L92 176H89V178H88V180H92L91 178ZM143 177V178H142ZM166 177V178H165ZM174 177H176V178H174ZM72 178H73V176H72ZM151 178V179H150ZM153 178V179H152ZM170 178V179H169ZM171 178H172V180H171ZM174 178V179H173ZM200 178V179H199ZM74 179V178H73ZM72 179V180H73ZM96 179V178H95ZM139 179V180H138ZM141 179V180H140ZM163 179H165V180H163ZM177 179H179L178 181H180V183L182 182V185L186 182V181H188V182H186L184 185L186 186V185H188V186H180L179 185V183L178 182H176L177 181ZM131 180V181H132ZM174 180V181H173ZM176 180V181H175ZM181 180H183V181H181ZM210 180V181H209ZM169 181V182H168ZM196 181V182H195ZM204 181V182H203ZM205 181H206V183H205ZM209 181V182H208ZM92 182H95L94 181V179H93V181H91V183H90V181L88 182V185H92ZM140 182H142V183H140ZM162 182V183H161ZM174 182V183H173ZM203 182V183H202ZM208 182V183H207ZM137 183H140V184H137ZM150 183V184H149ZM164 183V184H163ZM177 183V184H176ZM196 183H197V185L199 186H197L196 185ZM126 184V183H125ZM147 184V185H146ZM149 184V185H148ZM152 184V185H151ZM156 184V185H155ZM172 184V185H171ZM204 186H203V185ZM208 184V185H207ZM211 184V185H210ZM153 185H155L159 190H156L155 188V186H153ZM168 185V186H167ZM193 185V186H192ZM210 185V186H209ZM132 186V187H131ZM134 186V187H133ZM137 186H138V188H137ZM201 186V187H200ZM194 187V188H193ZM197 189H196V188ZM134 188V189H133ZM172 189L174 188V187H171ZM191 188H193V189H191ZM203 188V191L205 190V188H206V190L204 191V192H207V194H206V196H204L205 194L204 193H202V192H200L199 193V191L201 190ZM68 189V188H67ZM153 189H155V191L153 190ZM163 190V191H160V190ZM200 189V190H199ZM210 189L211 188H209V190L208 191H210ZM144 192L143 193V196H141V194H142V191ZM145 190H147V193H146V191ZM171 190V189H170ZM188 190H189V192H188ZM191 190V191H190ZM197 190H199V191H197ZM69 191V190H68ZM150 191V192H149ZM151 191H154V192H151ZM158 191H160V192H158ZM198 193V195H197V193ZM202 191V190H201ZM196 194H195V193ZM63 193H65L64 194V196L66 195V196H68V195H70V193H68L67 191H66V186L64 187V189H63ZM146 193V194H145ZM203 195H202V194ZM145 194V195H144ZM189 194H190V196H189ZM192 194V195H191ZM65 196V197H66ZM191 196H193V197H191ZM197 196H201V197H197ZM70 196H68V198H69ZM143 197V199L145 200V201H143V199H141ZM159 197H160V199H159ZM207 197V198H206ZM31 198V197H30ZM29 198V200H33V199H30ZM156 198H157V200H156ZM191 198V199H190ZM194 198V199H193ZM38 199V198H37ZM159 199V200H158ZM141 203H140V202ZM145 202V203H144ZM208 202V201H207ZM207 202H205V203H203V204H206ZM32 203V202H31ZM36 206H37V209L39 210V211H37L38 212V214L39 213H41V210H42V207L43 206H40V205H38V203H39V199L36 201ZM138 203V204H137ZM39 204H41V203H39ZM142 204V205H141ZM217 204V202H212V204H211V208H212V212L214 213V214H217L218 212H220V215H223V213H224V210H219V209H221V208H219V206H218V204ZM42 205V204H41ZM83 208H82V210L84 211L85 209H86V207H85V205H84V203L83 204H80ZM141 205V206H140ZM81 206H75L76 208H78V210L75 208L74 209V212L75 213H77V214H74V212L72 213V216H73V214L75 215L74 216V219L77 221V223L80 225V228H78V231L79 230H81V224H83V219H81V218H83L82 217V215H85L84 213H85V211L84 212H80L79 213V210H81ZM39 207V208H38ZM85 207V208H84ZM146 207V206H145ZM145 207H144V209H145ZM41 208V209H40ZM141 209V210H140ZM216 209H217V211H216ZM76 210V211H75ZM138 211V212H137ZM139 211H141L142 213L141 214H139L140 212ZM223 211V212H222ZM217 212V213H216ZM81 213H83V214H81ZM134 213V214H133ZM81 216H79V215ZM138 214V215H137ZM191 215L189 216L188 215V217L189 218H187V222H186V224H185V226H183V230H184V228L185 229H187V227L186 226H188V229H189V232H187L188 231V229L187 230H185V232H187V235H188V233H190L191 231H192V229L194 228L193 227V224H194V226H196L197 225V223H199V221L201 222V220H199L198 219V217H195V216H193L194 214L193 213H190ZM61 216L62 215H60L59 217L61 218ZM133 216H136V218H137V220L135 219V221L133 220V219H131V218H133ZM63 217V216H62ZM191 217V218H190ZM193 217V218H192ZM60 218H59V220L58 221H60ZM35 219V218H34ZM126 219H130L129 221H131V222H129L128 220H126ZM74 220V221H75ZM79 220H82V221H79ZM37 221V220H36ZM75 221V222H76ZM33 222V221H32ZM121 222H123L122 223V225H121ZM126 222V223H125ZM128 222V223H127ZM139 222H137L136 224H139ZM34 224L35 223H37V222H33ZM32 223V227H35V225ZM74 223V222H73ZM77 223L76 224H74V227L75 228H77ZM81 223V224H80ZM129 223H130V225H129ZM134 225H133V224ZM58 224V223H57ZM125 224V225H124ZM126 224H128V225H126ZM196 224V225H195ZM37 225V224H36ZM84 225V224H83ZM141 225V224H140ZM192 226V228H191V226ZM53 226H55V225H52V227ZM79 227V226H78ZM126 229H125V228ZM55 228H56V230H55ZM55 228H54V230L53 231H55V233H53L54 235H57L58 236V234H56V232H57V226H55ZM125 231H124V230ZM59 231V230H58ZM225 231V230H224ZM184 232V231H183ZM183 233V234H186V233ZM198 232V231H197ZM58 233V232H57ZM123 233H124V235H123ZM191 233H193V232H191ZM199 233V232H198ZM198 233L196 234L195 233V235H198ZM223 234H224V232H223ZM223 234H221L222 235V237H224V238H222V240H220L219 242H217V248L214 250V253H211L210 251V254H209V252H208V250L209 249H205L204 250V253L206 254H204L205 255V258H208V259H210L209 261H210V263L208 262V264H227V256H226V254H227V251H226V248H225V250L223 249L224 247H226L225 246V244L227 243V235H226V237L224 236L225 234H227L226 232H225V234L223 235ZM57 236L55 237V236H53V238H52V236L50 235V241H51V244H52V246H55V244H53V243H55L54 242V240L57 238ZM199 236V235H198ZM177 237H180V236H177ZM3 238V237H2ZM195 238H198L197 236L196 237H194V239ZM220 238V239H221ZM0 239H1V237H0ZM5 239V242H7L6 240H7V238H4ZM4 239H2L1 241H0V243L1 242H3L4 241ZM124 239V238H123ZM185 240H187L186 241V245H188L189 244V240L187 239V238H184ZM193 239V240H194ZM199 239V238H198ZM201 239H203V238H201ZM200 239V240H201ZM57 240V239H56ZM143 239H141V242L140 243H138V244H136L137 246H136V248H137V250H138V252H137V254L138 253H142V254H140L141 255V258H143L144 259V257H145V255H146V253L147 252H145L146 250H145V248L148 246V248H146V249H152V247L150 248V246H154V244H152L151 245V239H149L148 241H142ZM200 240H197V241H199V242H197L198 243V245H197V243H194V242H196L195 240L194 241H192L197 247H196V249H195V246L194 247H190L191 245H193L191 242V245L189 246H187L188 248L190 247V248H193V249H190L191 250V252H188V254L189 255H187V256H189L190 257V259L193 257V258H196L197 259V261H199V256L201 255V249H202V245L204 244L203 242H201ZM150 241V242H149ZM146 242V243H145ZM149 242V243H148ZM152 242L153 243H156V241L154 242V239L152 240ZM148 243V244H147ZM219 243V244H218ZM222 243V244H221ZM2 244H4L3 245V247H2V245L0 246V260L1 261H4V262H6L7 260V262H11V264H28L27 263V261L25 260V259H27V258H25V256H24V258H22L23 257V254L21 255V254H19V253H17L16 252V250H15V248H13V247H11L10 248V246H7V244L6 243H2ZM146 246H145V245ZM202 244V245H201ZM221 244V245H220ZM138 245H139V247H138ZM141 245H142V247H145V248H141L140 249V247H141ZM200 245V246H199ZM227 245V244H226ZM200 248H199V247ZM5 247H8V249L10 248L11 250H9L8 252H6V253H10V255H7L9 258H6L5 256H4V254H5V252L4 251H7L6 249L5 250H3V248H5ZM28 247V250L29 249H31V248H29V246H27ZM136 248H134L135 250H136ZM203 248H204V246H203ZM54 250H55V247L53 248ZM207 250V251H206ZM29 251H31V250H29ZM51 251L53 252V250L51 249ZM3 252V253H2ZM32 252V251H31ZM50 252V251H49ZM55 252V251H54ZM54 252L52 253V255L54 254ZM33 253V252H32ZM35 253V252H34ZM33 253V254H34ZM37 253V252H36ZM34 254V255H37V254ZM144 253H145V255H144ZM209 254V256L210 257H207V255ZM12 254L14 255V256H12ZM19 254V255H18ZM56 254V253H55ZM131 254V253H130ZM135 255H136V253H135ZM196 255V256H195ZM213 255V256H212ZM18 256V257H17ZM41 256V255H40ZM14 257V258H13ZM138 257H140L139 255H138ZM38 258H41V257H39L38 256ZM135 258V257H134ZM140 258V259H141ZM5 259H7V260H5ZM13 260L15 261V262H13ZM40 260V259H39ZM25 261V262H24ZM41 261V260H40ZM40 261H39V263H40ZM220 261V262H219ZM3 262V263H4ZM5 264V263H4Z\"/></svg>",
	"mask_w": 264,
	"mask_h": 264
}]
</instances>
